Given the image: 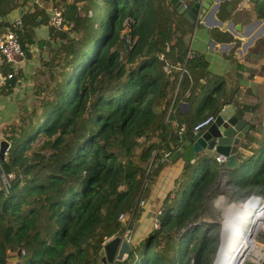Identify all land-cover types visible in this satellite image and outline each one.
Returning <instances> with one entry per match:
<instances>
[{"label": "trees", "instance_id": "obj_1", "mask_svg": "<svg viewBox=\"0 0 264 264\" xmlns=\"http://www.w3.org/2000/svg\"><path fill=\"white\" fill-rule=\"evenodd\" d=\"M180 1L189 6L193 0ZM236 1L220 2L218 12L226 13L219 18ZM249 1V17L264 20V0ZM52 6L62 7L63 20L54 28L46 19L48 36L61 43L48 45L41 60L37 103L2 131L8 147L0 160L6 180H0V264H10V257L13 264H103L99 248L122 223L129 233L135 228L151 184L180 158L169 155L181 134L189 136L197 121L226 103L239 118L258 105L240 95L237 80L209 72L203 54L188 50L183 35L192 24L168 0H50L48 15ZM34 7L22 14L21 26H9L25 55L40 11ZM209 30L216 41L237 42L217 27ZM261 52L264 47L257 53L263 59ZM1 60L5 75L10 62ZM11 87L6 77L0 90ZM180 102L189 105L182 109ZM251 125L236 166L215 161L209 150L181 159L157 204V226L130 244L123 264H212L220 220L210 197L225 193L230 203L243 204L264 196V130ZM260 206L248 203L239 214L249 215L240 222L247 229L261 212L253 235L264 216ZM234 230L242 235L227 259L243 240V251L257 253L254 242L246 248L247 231Z\"/></svg>", "mask_w": 264, "mask_h": 264}, {"label": "crops", "instance_id": "obj_2", "mask_svg": "<svg viewBox=\"0 0 264 264\" xmlns=\"http://www.w3.org/2000/svg\"><path fill=\"white\" fill-rule=\"evenodd\" d=\"M217 1L219 4L220 2L229 0ZM49 3L50 0H12L9 2H0V15L6 13L10 9L18 5L23 8V13L26 11H32L35 8L34 6L40 9L35 17V19L37 20V24L33 26L32 40L31 42H24L27 54L20 62L15 64L9 63V66L5 65V68L9 67V70H7V72L12 73L10 77H14L15 80L13 85H11L12 87L10 89V92H3L2 90H0V140L5 139L2 135V131L5 128L6 124L16 121L19 117V114L22 112L21 109L23 107H27L26 110H28L37 103L33 92L35 85L42 77V74L39 70L43 69L41 60L45 58L41 56V53L44 50L47 51L46 48L48 46L44 44V41L46 39H50L54 42L57 41V39H55L54 37L50 35L48 36V26L46 23V19H48L49 17L47 13ZM242 7V0H237L234 4H228V15L223 19L219 18V15H224L226 12L224 10L218 12V7H216L212 13V19L209 15H207V21H203L202 18L197 19L196 22L190 27V30L187 31L183 36L186 39L187 48L189 51L192 50L203 54L207 61V70L209 72L222 74L226 77H231L232 79L237 80V82H239L240 95L242 97H245L249 96V93H252L251 84L253 85L254 78L259 77V75L260 77H262V74H259L262 72L258 71L259 69H256V66L260 64V58L259 55H257L258 51L256 49L254 50L253 43L257 37H260L264 34V26L261 33L256 34L258 28L257 25L260 22H253V20L255 19H251L249 17L250 10L245 13V11L242 10ZM20 18L18 19V21H20ZM214 19L220 20L221 23H216ZM227 20L231 21V23L233 24H239L240 30H237L235 32L225 26L224 24ZM9 26L6 28H9ZM212 27H217L221 31L228 32L233 38L237 39V42L216 41L211 36V32L209 30ZM0 32H2L1 23ZM250 38L251 40L249 41L248 39ZM39 39L43 41L42 48L38 47L37 40ZM0 68H2L1 58ZM248 70L251 73L250 76H247ZM0 84L1 88L2 83ZM247 87L249 88V90L243 89ZM227 104H230L233 107L231 112L230 110L228 111V114L231 113L237 117L235 106L232 103ZM256 110H254V112L244 111L242 114V118H244L249 125L250 122L247 115H255ZM242 145L243 144L241 141V143L239 144V148H241ZM207 150L208 149H203L195 154L207 152ZM246 150L247 149H245V151ZM180 164L181 158H177L175 162H173L171 165H167L164 170L161 171L162 175L158 177L157 181L154 182V184H151L144 204L149 201L152 206H155V208H157V204L160 201V198L163 196V188L166 187V190L169 188V185L167 183L170 182V180L173 178V176L175 175V171L178 170ZM173 170L174 173H172ZM144 208L145 205L143 206V210ZM141 220L143 221L142 215L140 216L138 222H140ZM142 225H144V223H141V226ZM136 230L138 231V229L134 228L132 232L128 234L129 238L127 241L130 244L136 242L142 237L138 235L140 233L135 235ZM259 243L261 244L259 248L263 251L261 253H263L264 255V239H261Z\"/></svg>", "mask_w": 264, "mask_h": 264}, {"label": "water", "instance_id": "obj_3", "mask_svg": "<svg viewBox=\"0 0 264 264\" xmlns=\"http://www.w3.org/2000/svg\"><path fill=\"white\" fill-rule=\"evenodd\" d=\"M170 4H173L178 12H181L183 17L191 24H194L197 19L207 21V15L212 19V13L216 7H218L217 0H193L189 6H185L180 0H168ZM23 13V8L18 5L6 13L0 15V23L2 25V31L6 30L10 24L18 21ZM38 19V18H37ZM216 23H221L220 20L214 19ZM261 19H255L253 22H260ZM264 23V21H263ZM233 31L240 30L239 24H233L227 20L224 24ZM224 26V27H225ZM249 41L251 40L248 39ZM61 43V40L51 41L46 39L44 44L55 47ZM47 51L44 50L41 56L45 58ZM9 83L13 85L15 78H8ZM189 102H180L179 106L187 107ZM27 107H23L21 110L25 111ZM233 107L230 104H224L221 109L214 115L213 120L204 127H201L195 131H192L189 136L181 134L180 141L177 147L170 153L169 158L174 159L177 156L184 162H188L195 157V153L200 152L203 149L212 150L215 153H221L224 155L223 164L226 167L236 166L235 154L239 148V144L242 141L243 135L249 129V124L242 117H236L234 114H228V111H232ZM8 147V141L5 139L0 140V160L3 159L4 153ZM225 193H217L212 195L209 199V207L217 214L220 220L219 230V243L216 249L215 256L212 264H217V260L225 253L226 242L231 240L232 233L229 217L232 215L236 217L240 210L241 204L226 203ZM253 199V200H252ZM246 200H252L257 202L264 201V196H249ZM245 200V201H246ZM242 209V208H241ZM124 225V223H122ZM256 228H249L248 231L252 235ZM225 249V250H224ZM131 245L122 234H115L112 237L106 239L102 246L98 250L99 259L103 264H123V259L130 252ZM218 262V264L224 263V258ZM243 256L240 253L232 257L229 264H238L241 262ZM262 256L261 259H263ZM15 257H10V264H13ZM223 262V263H222Z\"/></svg>", "mask_w": 264, "mask_h": 264}, {"label": "rangeland", "instance_id": "obj_4", "mask_svg": "<svg viewBox=\"0 0 264 264\" xmlns=\"http://www.w3.org/2000/svg\"><path fill=\"white\" fill-rule=\"evenodd\" d=\"M242 2H243L242 10L245 11V13H246L247 11L250 10L249 7H250L251 2L249 0H242ZM88 13L90 14V12H88ZM263 21L264 20L261 19L260 23L257 25L258 28H257L256 34L261 33L262 28L264 26ZM254 47L257 51H259L260 48H263L264 47V39H263L262 43L256 42ZM261 54H263V57H262L263 59H260L261 64L256 66V69H259L258 71L262 72V73H259V74H262V77H260V75H259V77L254 78V83H253V85L251 84L252 93H249V96H245L244 98H250V99L255 98L257 100L258 105L256 108L257 109L256 114L252 115V116H250L248 114L247 116L249 118L250 124L252 123V125H251L252 128L255 127V129L256 128L260 129V127L262 125V129L264 130V62H262L264 60V52H261ZM258 131H260V130H258ZM241 155L244 156V154H241ZM192 160H190V161H192ZM163 167L165 168L166 166H163ZM164 168H163V170H164ZM172 173H174V170L172 171ZM167 184L170 185V182H168ZM164 191H166V187L163 188L162 195L164 194ZM149 198H150V195H149ZM225 201H226V203H230L228 196L225 197ZM243 204H241V205H243ZM144 205H145V208H144L143 213H142L143 221L141 220L140 222L137 221L135 223V225H136L135 228L138 229V231L136 230L135 235L140 233V234H138L140 237L141 236L143 237L148 232V230L157 226V225H154V220H155V214L158 212V207L155 208V206H152L149 201L146 202ZM260 214H261V212H260ZM253 215H255V214L253 213ZM253 215H251V216L253 217ZM248 216L249 215H244L242 217L240 216L239 218L245 219V217L247 218ZM258 216H260V215H258ZM244 219H243V221H244ZM252 221H253L252 224H254L256 219L254 218V220H252ZM141 223L142 224L144 223V225L141 226ZM241 224L242 223H239L237 225V223H236L235 229H239L240 231L246 232L249 228L252 227V224H251L249 228L243 229L245 226L241 225ZM124 232L129 233V230L126 228H123V230L119 234H122ZM261 239H264V221L262 222L259 230L257 232H255L253 235L254 245L257 248V253L254 251V249L250 248L249 250H247L246 254L241 259L240 264H259L260 263L261 257L263 255V253H261V252H263L262 249L259 248V246H261V244L259 243Z\"/></svg>", "mask_w": 264, "mask_h": 264}, {"label": "built area", "instance_id": "obj_5", "mask_svg": "<svg viewBox=\"0 0 264 264\" xmlns=\"http://www.w3.org/2000/svg\"><path fill=\"white\" fill-rule=\"evenodd\" d=\"M62 20H63L62 7L61 6H52L50 8L48 23L51 24L52 26H54V28H61ZM15 23H16V25H20L19 21H16ZM187 54H188V52L186 53V55ZM24 56H25L24 51H23V49L19 43V39L17 37V34L14 32V30L7 28L6 30L0 32V58H3L5 60H7L8 62L15 64V63L20 62L24 58ZM159 57H161V55H159ZM180 70L181 71L183 70L182 66L180 67ZM11 74L12 73H10V72H8L5 75L0 73V83H2L6 77L9 78L11 76ZM213 118H214V115L208 114L207 116H205L201 120L197 121L192 126V131H195L201 127L206 126L207 124H209L213 120ZM167 154H168V152H163V156H166ZM4 155H5V153H4ZM214 159L217 162H223L224 155L221 153H217L214 156ZM0 180L4 185H6V180L3 176V173L1 172V169H0ZM125 217H126V215L122 214V213H120L118 215V218L121 220L125 219ZM157 223H158V221L155 218L154 225H157ZM124 228H126V222H125ZM122 236H124L127 240L129 238L127 232L122 233Z\"/></svg>", "mask_w": 264, "mask_h": 264}, {"label": "bare ground", "instance_id": "obj_6", "mask_svg": "<svg viewBox=\"0 0 264 264\" xmlns=\"http://www.w3.org/2000/svg\"><path fill=\"white\" fill-rule=\"evenodd\" d=\"M253 200V199H252ZM252 200H247L243 205H241L240 206V210H241V208L244 206V205H246V204H248V203H251V202H254V203H256L257 205H262V206H260V207H262L263 208V214H264V201H260V202H257L256 200L255 201H252ZM256 213V216H255V219H256V221L258 220V218H259V216L258 215H261L260 214V212H255ZM239 214H240V212H239ZM239 214L236 216V217H234L233 218V216L231 215L230 217H229V221H230V226H228L229 228H231V230H232V233H234L236 230H234V228H235V224L236 223H240L241 221H243L242 219H240L239 218ZM258 216V217H257ZM264 216H262L261 217V219L259 220V223L261 224L262 223V221H263V218ZM254 227H255V222H254V224H252V227H251V229H254ZM247 235H248V237H249V245L247 244L246 245V248L247 249H249L250 248V242H254V240H253V234L251 235L250 233L251 232H249L248 230H247ZM240 232H235L233 235H232V237H231V240H230V242L229 241H227L226 242V250H225V253L223 254L225 257V261H224V263L223 264H225L226 263V261H228L227 262V264H229L230 262H231V259H232V257L234 256V254L235 255H237V254H239L240 253V256H244L245 254H246V252L245 251H243V245H244V243H245V241L243 240L242 242H241V245H239V248H238V250L237 251H235V253H233L232 255H231V258H228L227 259V255H228V252H229V249H230V244L232 243V241L235 239V237L237 238L238 236H240ZM242 235V234H241ZM223 255L217 260V264H218V262H220L222 259H223ZM243 258V257H242ZM220 264V263H219ZM238 264H240L239 262H238Z\"/></svg>", "mask_w": 264, "mask_h": 264}, {"label": "clouds", "instance_id": "obj_7", "mask_svg": "<svg viewBox=\"0 0 264 264\" xmlns=\"http://www.w3.org/2000/svg\"><path fill=\"white\" fill-rule=\"evenodd\" d=\"M216 154H217V153H216ZM216 154H215V155H216ZM124 226H125V223H124ZM123 237H124V236H123ZM263 256H264V255H263ZM261 260H262V259H261Z\"/></svg>", "mask_w": 264, "mask_h": 264}]
</instances>
